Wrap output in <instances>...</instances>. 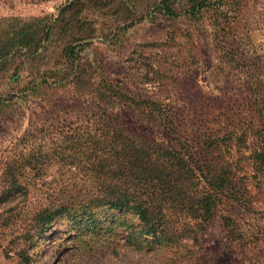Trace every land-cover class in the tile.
Returning <instances> with one entry per match:
<instances>
[{
  "label": "rangeland",
  "instance_id": "obj_1",
  "mask_svg": "<svg viewBox=\"0 0 264 264\" xmlns=\"http://www.w3.org/2000/svg\"><path fill=\"white\" fill-rule=\"evenodd\" d=\"M108 90L168 105L178 131ZM111 127L225 168L212 216L166 202L158 244L84 209L123 174ZM196 177L190 196L210 192ZM0 264H264V0H0Z\"/></svg>",
  "mask_w": 264,
  "mask_h": 264
},
{
  "label": "trees",
  "instance_id": "obj_2",
  "mask_svg": "<svg viewBox=\"0 0 264 264\" xmlns=\"http://www.w3.org/2000/svg\"><path fill=\"white\" fill-rule=\"evenodd\" d=\"M112 96L107 94L104 98ZM114 97L127 109L137 112L140 119L154 123L168 135L178 131L176 117L171 116L168 105L151 99L130 98L122 92H114ZM111 128L106 138L118 149L111 159L121 158L120 170L123 174L117 184L110 182L105 188H101L99 196L94 202L86 204L84 209L90 211L95 207L105 206L123 214L132 213L139 219L145 235L151 236L158 244L165 237L172 236L169 232L174 213L164 208L166 202H180L185 205L192 198L195 200L193 205L197 208L188 210L190 218L203 221L212 216L220 200V190L228 183L225 168L218 173L214 164L208 160L195 161L193 157L191 161L185 160L174 150L161 149L157 145L146 147L147 142L144 139L130 137L123 130ZM198 174L205 180L210 192L193 197L190 196V191L194 188V180H198ZM69 209L67 206L63 207L64 211ZM62 213L49 212L42 215L41 220L51 224Z\"/></svg>",
  "mask_w": 264,
  "mask_h": 264
}]
</instances>
